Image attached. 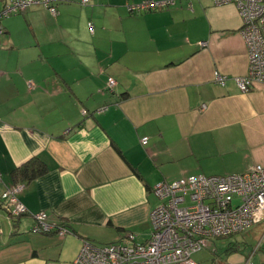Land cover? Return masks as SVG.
Returning <instances> with one entry per match:
<instances>
[{"label":"crops","instance_id":"crops-1","mask_svg":"<svg viewBox=\"0 0 264 264\" xmlns=\"http://www.w3.org/2000/svg\"><path fill=\"white\" fill-rule=\"evenodd\" d=\"M141 1L59 0L56 15L34 5L2 19L0 172L11 185L33 157L46 171L19 195L27 211L16 230L0 207L10 236L0 226V264H72L84 240L144 242L156 183L264 164V84L242 92L234 80L248 69L235 6L174 0L127 10ZM239 147L244 166L225 167ZM41 211L68 232L29 231ZM244 232L210 237L193 259L264 264V220Z\"/></svg>","mask_w":264,"mask_h":264},{"label":"built area","instance_id":"built-area-1","mask_svg":"<svg viewBox=\"0 0 264 264\" xmlns=\"http://www.w3.org/2000/svg\"><path fill=\"white\" fill-rule=\"evenodd\" d=\"M58 1L4 0L0 8V34L3 33L2 19L34 5H41L56 15ZM213 2L217 5L233 4L241 18L239 32L247 51L248 69L246 75L234 78L237 86L246 92L255 83L264 84V0ZM173 3L174 0H143L126 7L132 13L136 10L155 11ZM214 77L220 84L226 79L218 72ZM114 84V79L109 78L111 90ZM146 141L147 137L141 139L143 144ZM0 186L4 188L0 207L6 211L11 223L12 217L27 211L19 198L26 183L5 185L0 172ZM152 191L158 203L149 214L151 230L146 241L134 242L133 235H129L127 241L103 245L84 240L72 264H200L192 255L205 247L210 237H228L244 232L264 220V164L261 163L238 173L197 174L161 180ZM52 230L59 236L68 232L67 227L50 221L45 212L34 215L32 232L49 233Z\"/></svg>","mask_w":264,"mask_h":264},{"label":"trees","instance_id":"trees-1","mask_svg":"<svg viewBox=\"0 0 264 264\" xmlns=\"http://www.w3.org/2000/svg\"><path fill=\"white\" fill-rule=\"evenodd\" d=\"M45 171H46L45 165L41 161H39L37 158L33 157L30 160H28L27 162H25L24 164H22L19 167L15 168L11 172L12 183H18V182L26 183V182L34 179L35 177L42 175L43 173H45ZM0 206H1V203H0ZM23 215L24 214H21V215H17L15 217L11 218V227H12L13 230H16L15 228L18 227V223H19L20 217L23 216ZM53 222H55V221H53ZM58 225L66 227L64 221L58 222ZM29 231H31V230H29ZM53 232H55V231L52 230L49 233H53ZM34 233H44V232H34Z\"/></svg>","mask_w":264,"mask_h":264},{"label":"rangeland","instance_id":"rangeland-1","mask_svg":"<svg viewBox=\"0 0 264 264\" xmlns=\"http://www.w3.org/2000/svg\"><path fill=\"white\" fill-rule=\"evenodd\" d=\"M226 4H231V3H226ZM236 8V6H235ZM237 10V8H236ZM110 91V89L108 90ZM241 147H239L238 149H234L233 152L227 154V156L225 155L223 158H224V166L225 167H229L231 169H235V168H241L242 166H244L245 162H246V159H245V154L243 151H240ZM255 164V163H254ZM253 165V164H252ZM0 226L3 228L4 230V234L10 238V236L8 235V231H9V227L7 226V223L6 222H3L0 224ZM255 229H253L254 231ZM256 232V230L254 231V233ZM247 232H239V233H236V235H232L233 237H239L240 239L242 238L241 236L243 234H245ZM230 237V236H228ZM215 238V237H214ZM227 237H217L216 238V242L217 243H220V242H224L226 240ZM211 239H208L207 240V244L210 242ZM246 240L250 243V244H254L255 243V238L251 235V234H247L246 235ZM204 249V248H203ZM210 249H208V247H205V249L203 251H198V256H202L203 254H205L206 252L205 251H209ZM195 256V255H194ZM73 263V262H72Z\"/></svg>","mask_w":264,"mask_h":264},{"label":"bare ground","instance_id":"bare-ground-1","mask_svg":"<svg viewBox=\"0 0 264 264\" xmlns=\"http://www.w3.org/2000/svg\"><path fill=\"white\" fill-rule=\"evenodd\" d=\"M168 7V6H167ZM166 8V7H165ZM164 9V8H163ZM21 12H23V11H21ZM17 14V13H16ZM261 223V222H260ZM236 235V234H235ZM221 238V237H220ZM223 238V237H222ZM201 264V263H200Z\"/></svg>","mask_w":264,"mask_h":264}]
</instances>
